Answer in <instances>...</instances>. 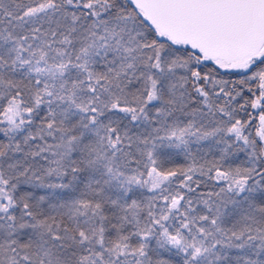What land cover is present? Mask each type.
<instances>
[{"label": "snow or ice", "instance_id": "snow-or-ice-1", "mask_svg": "<svg viewBox=\"0 0 264 264\" xmlns=\"http://www.w3.org/2000/svg\"><path fill=\"white\" fill-rule=\"evenodd\" d=\"M0 264H264V0H0Z\"/></svg>", "mask_w": 264, "mask_h": 264}]
</instances>
